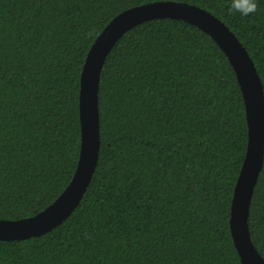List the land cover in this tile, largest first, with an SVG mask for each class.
Returning <instances> with one entry per match:
<instances>
[{
	"label": "trees",
	"instance_id": "16d2710c",
	"mask_svg": "<svg viewBox=\"0 0 264 264\" xmlns=\"http://www.w3.org/2000/svg\"><path fill=\"white\" fill-rule=\"evenodd\" d=\"M152 1L0 0V218L33 216L69 184L87 53L113 17ZM177 1L223 20L264 86V0L247 17L229 13L231 0ZM99 111V160L79 205L39 236L0 239V264H242L229 220L248 125L217 42L182 19L134 26L105 60ZM249 226L264 257V163Z\"/></svg>",
	"mask_w": 264,
	"mask_h": 264
},
{
	"label": "water",
	"instance_id": "95a60500",
	"mask_svg": "<svg viewBox=\"0 0 264 264\" xmlns=\"http://www.w3.org/2000/svg\"><path fill=\"white\" fill-rule=\"evenodd\" d=\"M156 18L182 19L208 33L236 72L244 98L248 143L232 198L230 230L242 264H264V257L252 240L249 226L252 197L264 163L263 82L246 47L223 20L203 7L177 0H156L127 8L113 17L97 35L81 73V149L74 175L60 195L37 214L15 220L0 218L1 240L39 236L63 222L79 205L99 160V87L105 60L126 31Z\"/></svg>",
	"mask_w": 264,
	"mask_h": 264
},
{
	"label": "clouds",
	"instance_id": "9594fccd",
	"mask_svg": "<svg viewBox=\"0 0 264 264\" xmlns=\"http://www.w3.org/2000/svg\"><path fill=\"white\" fill-rule=\"evenodd\" d=\"M257 0H231L229 4V13H239L243 17L250 16L258 11ZM95 28L90 29L86 33L87 39H92L95 36Z\"/></svg>",
	"mask_w": 264,
	"mask_h": 264
}]
</instances>
